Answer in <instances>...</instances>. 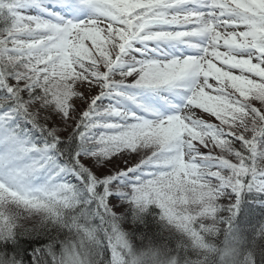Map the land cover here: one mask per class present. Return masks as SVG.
Returning <instances> with one entry per match:
<instances>
[{"label": "snow or ice", "instance_id": "6c2138e0", "mask_svg": "<svg viewBox=\"0 0 264 264\" xmlns=\"http://www.w3.org/2000/svg\"><path fill=\"white\" fill-rule=\"evenodd\" d=\"M0 264H264V0H0Z\"/></svg>", "mask_w": 264, "mask_h": 264}, {"label": "rangeland", "instance_id": "374dc122", "mask_svg": "<svg viewBox=\"0 0 264 264\" xmlns=\"http://www.w3.org/2000/svg\"><path fill=\"white\" fill-rule=\"evenodd\" d=\"M213 120H214V118H213Z\"/></svg>", "mask_w": 264, "mask_h": 264}]
</instances>
